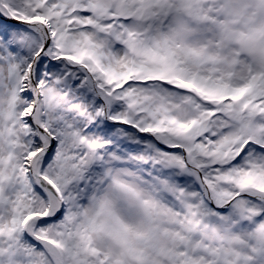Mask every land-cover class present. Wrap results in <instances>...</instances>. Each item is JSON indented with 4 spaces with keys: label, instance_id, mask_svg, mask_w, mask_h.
<instances>
[{
    "label": "snow or ice",
    "instance_id": "6c2138e0",
    "mask_svg": "<svg viewBox=\"0 0 264 264\" xmlns=\"http://www.w3.org/2000/svg\"><path fill=\"white\" fill-rule=\"evenodd\" d=\"M0 264H264V0H0Z\"/></svg>",
    "mask_w": 264,
    "mask_h": 264
}]
</instances>
